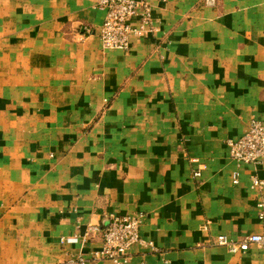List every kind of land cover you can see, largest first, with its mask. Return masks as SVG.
Listing matches in <instances>:
<instances>
[{"label":"crops","instance_id":"crops-1","mask_svg":"<svg viewBox=\"0 0 264 264\" xmlns=\"http://www.w3.org/2000/svg\"><path fill=\"white\" fill-rule=\"evenodd\" d=\"M148 3L122 52L95 0H0V264H111L61 242L134 212L127 264H264L217 244L264 237V165L233 185L225 146L264 124V0Z\"/></svg>","mask_w":264,"mask_h":264},{"label":"built area","instance_id":"built-area-1","mask_svg":"<svg viewBox=\"0 0 264 264\" xmlns=\"http://www.w3.org/2000/svg\"><path fill=\"white\" fill-rule=\"evenodd\" d=\"M96 8L103 13L101 25L92 33L100 42L104 51L119 50L128 52L130 40L134 36L142 39L152 31L150 20V5L148 0H95ZM135 22V24H133ZM88 35H91L89 32ZM225 146L228 157L234 162L236 169L231 173L233 185L238 183L239 167L242 165H264V124L257 119H251L246 132L236 140H227ZM191 162L197 163L196 158ZM200 168L192 172V176L199 178ZM253 187H262L258 178L251 180ZM259 217L264 214V200L258 204ZM145 221L142 213L134 212L122 216H108L105 226L88 225L83 230L82 237H70L62 240L61 244H73L77 241L88 243L100 238V247L92 252L89 262L106 260L111 264H127L129 249L141 242L140 229ZM217 244L224 246L232 254L248 250L251 244H264V237L250 235L238 242L228 241L225 237H218ZM150 246V243H147ZM83 264L85 259L78 256L70 259L69 263Z\"/></svg>","mask_w":264,"mask_h":264},{"label":"rangeland","instance_id":"rangeland-1","mask_svg":"<svg viewBox=\"0 0 264 264\" xmlns=\"http://www.w3.org/2000/svg\"><path fill=\"white\" fill-rule=\"evenodd\" d=\"M232 254V253H231Z\"/></svg>","mask_w":264,"mask_h":264}]
</instances>
